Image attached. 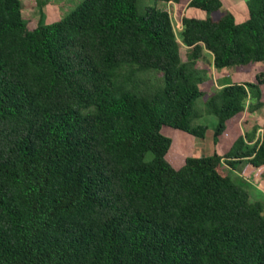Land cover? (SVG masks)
<instances>
[{"label": "trees", "instance_id": "trees-1", "mask_svg": "<svg viewBox=\"0 0 264 264\" xmlns=\"http://www.w3.org/2000/svg\"><path fill=\"white\" fill-rule=\"evenodd\" d=\"M157 1L182 0H82L31 27L21 0H0V264H264V203L233 173L264 174V123L178 167L161 131L204 138L212 114L217 143L264 110L263 72L197 108L198 61L264 64V0H245L243 21L184 15L177 30Z\"/></svg>", "mask_w": 264, "mask_h": 264}, {"label": "rangeland", "instance_id": "rangeland-1", "mask_svg": "<svg viewBox=\"0 0 264 264\" xmlns=\"http://www.w3.org/2000/svg\"><path fill=\"white\" fill-rule=\"evenodd\" d=\"M45 0H43L44 2ZM82 0H46L45 6L41 9V0H21L24 5L23 16L27 19L28 25L33 27L38 23H50L57 19L62 18L72 9H74ZM144 4H143V3ZM138 0V9L140 10L145 4H152L154 0ZM43 4V3H42ZM160 8L167 9L173 19V25L175 30H177V19L184 15H190L198 18L211 17L214 20L221 17L225 11H231L237 22L243 21L247 17V8L245 0H222V7L212 11L210 13L196 10L195 8L187 7L186 0H182L179 3H165L162 1H157L156 4ZM184 48H182L181 53L184 54ZM210 59V57L208 58ZM198 64L205 68H210L208 73V80L201 84V89L204 91L203 95L197 99V108L200 111L205 98L209 95L220 82L217 80L218 76H228L231 82H245V81H255L256 74L264 73V64L262 63H252L249 65H234L230 67H225L221 69H215L211 67L209 61H198ZM264 89V85H262ZM251 118V119H249ZM249 120V121H248ZM228 124L227 133L221 136L217 143L212 141L213 139V128L216 122L215 117L212 114H201V117L197 122L205 123L208 125V130L203 139L194 137L184 131L174 129L170 126L163 125L162 133L171 138V146L166 154V159L171 163L173 167H178L183 163V157L193 156V155H206L213 152H218L223 154L230 144H227L229 137L231 139L234 135H238L246 131L247 125L257 124L262 126L264 123V110L258 112L257 114H252V117L246 115H239L231 118ZM235 133V134H234ZM222 138L224 139L222 141ZM227 144V145H226ZM242 164H238L237 168L234 170L238 173H234L235 176L242 182V186L247 190L248 196L251 201L259 200L264 203V176L263 181L259 186L254 185L250 181H246L240 175L242 169ZM264 175V174H263Z\"/></svg>", "mask_w": 264, "mask_h": 264}, {"label": "crops", "instance_id": "crops-1", "mask_svg": "<svg viewBox=\"0 0 264 264\" xmlns=\"http://www.w3.org/2000/svg\"><path fill=\"white\" fill-rule=\"evenodd\" d=\"M176 27H177V29H180V27H181V18H180V20H178L177 19V23H176ZM200 66V65H199ZM202 67V66H201ZM217 80L220 82V85L219 86H222V85H225V84H228V83H230L231 81L229 80V77L228 76H218V78H217ZM237 82V81H236ZM219 86H217V87H219ZM230 123V122H229ZM260 130V129H259ZM197 138H199V137H197ZM199 139H203V138H199ZM193 156H199V155H193ZM184 158L185 157H183V160H184ZM182 164V163H181ZM243 166H242V169H241V171H240V175L242 176V174H241V172L245 169V166H246V164L245 163H241ZM235 171V170H234ZM235 173H238L237 171H235ZM263 174H262V176H261V178H259V179H256V181L254 180V183L252 182V181H250V182H252L254 185H257V186H259L260 184H261V182L263 181ZM243 177V176H242ZM247 180V179H246ZM256 182V183H255Z\"/></svg>", "mask_w": 264, "mask_h": 264}, {"label": "clouds", "instance_id": "clouds-1", "mask_svg": "<svg viewBox=\"0 0 264 264\" xmlns=\"http://www.w3.org/2000/svg\"><path fill=\"white\" fill-rule=\"evenodd\" d=\"M167 3H173V2H167ZM167 10V9H166Z\"/></svg>", "mask_w": 264, "mask_h": 264}]
</instances>
